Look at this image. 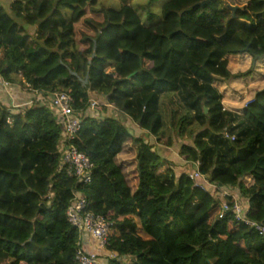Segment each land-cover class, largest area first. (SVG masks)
Returning a JSON list of instances; mask_svg holds the SVG:
<instances>
[{
    "label": "trees",
    "instance_id": "trees-1",
    "mask_svg": "<svg viewBox=\"0 0 264 264\" xmlns=\"http://www.w3.org/2000/svg\"><path fill=\"white\" fill-rule=\"evenodd\" d=\"M96 4L11 0L7 10L0 4V76L10 82L18 76L44 96L69 93L72 108L84 114L72 143L94 166L85 186L60 167L63 126L55 110L42 104L12 110L0 102V264H72L79 234L66 209L74 190L113 223L107 250L116 257L105 264H264V238L232 210L218 217L223 202H237L249 219L264 222V90L235 114L213 86L252 74L253 65L232 74L227 56L248 54L253 62L264 56V0H247L234 15L221 0H168L154 24H144L131 5ZM91 93L104 100L96 110L110 105L155 141L133 136L119 115L85 114ZM163 95L177 98L169 126L181 112L179 135L189 125L202 129L180 143L179 156L200 161L209 182L236 191L237 201L220 202L195 187L155 150V143H173ZM126 143L136 151L134 190L116 163Z\"/></svg>",
    "mask_w": 264,
    "mask_h": 264
},
{
    "label": "built area",
    "instance_id": "built-area-1",
    "mask_svg": "<svg viewBox=\"0 0 264 264\" xmlns=\"http://www.w3.org/2000/svg\"><path fill=\"white\" fill-rule=\"evenodd\" d=\"M252 101L253 98L247 101L244 108ZM72 102L73 99L69 93L57 92L51 94L50 104L63 126V134L58 146L60 167L65 168L67 174L74 177L78 184L85 186L91 182L94 166L88 157L79 152L72 143L80 129L84 115L83 112H77L72 108ZM96 105L97 102L90 99L87 110H93ZM87 110L85 114H87ZM224 137L234 140V136L230 137L227 132L224 134ZM193 164L195 169L188 172L187 176L194 182V186L206 191L211 190L214 192V195L218 194L220 188L216 184L210 183L207 176L200 172V161H196ZM248 182H250V178H248ZM222 195L223 197H228L227 193H223ZM88 205V200L80 191L74 190L72 192V198L66 209V216L70 225L76 228L79 234L72 264H101V261L106 262L107 259L116 257L114 252L107 250L113 223L89 210ZM229 210H232L236 221L253 229L264 238V222L249 219L244 214L243 207L237 202H234L232 207L228 203L223 202L218 217L222 218L224 213ZM85 238H88L93 246L91 251H86L82 247V241Z\"/></svg>",
    "mask_w": 264,
    "mask_h": 264
},
{
    "label": "crops",
    "instance_id": "crops-1",
    "mask_svg": "<svg viewBox=\"0 0 264 264\" xmlns=\"http://www.w3.org/2000/svg\"><path fill=\"white\" fill-rule=\"evenodd\" d=\"M10 2L11 0H4V1L0 0V4L5 8V10L8 9ZM227 61H228L229 71L232 74H236V73L245 72L246 70H248L251 67L250 64L252 63V58L248 54H243V55H236V56H227ZM261 66L262 65L260 63H258L255 66L256 69L254 71L255 73H253V76H247L243 78H233L228 82L220 80V79H216L214 81L213 86L221 93L223 97L222 105L225 110L235 113V114H241L245 103L251 100L257 91L264 90L263 86H257L261 83L254 82L255 81L254 74H260L262 73L261 71H263L264 73V67H261ZM247 91L252 92L250 95V98H247L245 95ZM99 98L100 100L102 99L101 97ZM161 99L163 102L162 104H164L165 100L167 101V105L168 103L175 104L176 102V97H172L171 102L170 100H168L169 99L168 96H165V95H163ZM50 100H51V95L44 96L39 92L30 90L27 87L23 86V84L20 83V77L18 76L12 82L5 81L0 76V102L6 108H9L12 110H19L21 108L31 107L34 104H42V105L49 106L54 111V108L50 104ZM102 105H104V107L106 108V111L99 112L95 108L93 110L89 109L87 110V115L94 116L97 118H101L102 116H105L107 113L108 115H112V116L119 115V118L123 119L124 124L129 129V131L132 133L133 136L142 137L143 139L147 141H150L151 139L155 141V139L151 138V136L146 131L140 129L136 123L132 122L127 117L125 118L121 114L115 113V111L110 105H106L103 103ZM54 113L56 114L55 111ZM201 130L202 129L200 128V130H198L197 132H200ZM127 146L131 147L132 144L126 143L124 145L123 151L116 158V163L122 166L123 173L125 174V176L127 175L126 173L130 174V176L134 180L133 185L136 188V185H137L136 161H135L136 151L134 147H132V150L127 151L126 150ZM178 147L179 145L177 146V148L176 146L172 148V147H167V146L155 143V150L159 153V155L162 158L170 162L171 164V165L169 164L170 168L173 170V172L176 175H179L181 173L187 174L188 172L193 171L195 169V166L193 163L187 162L179 156ZM128 154L131 156V158L129 159L125 158V156H127ZM131 162L133 165H131V170H129L128 166L129 164H131ZM167 168H168V165H163L162 168L160 169V173L164 174ZM223 193H227L228 197H233V199L237 201L238 195L236 191H231V190L229 191L226 189L223 190L220 188L218 194L214 196H216L217 199H219L220 202H222L224 198L226 199V197H223L222 195ZM242 204L244 205V208L247 209L246 203L243 202ZM82 247L86 251H91L93 248L88 238H85L82 241ZM101 264H105V261H101Z\"/></svg>",
    "mask_w": 264,
    "mask_h": 264
},
{
    "label": "rangeland",
    "instance_id": "rangeland-1",
    "mask_svg": "<svg viewBox=\"0 0 264 264\" xmlns=\"http://www.w3.org/2000/svg\"><path fill=\"white\" fill-rule=\"evenodd\" d=\"M167 2H168V0H125V1H123V0H97L96 6L99 9L105 10V9H118L122 4L131 5L136 10L137 14L139 15L141 21L144 24H154V23H157L158 21H160L162 19V8ZM221 2H222V5H221L222 7L223 6H231V7L242 8L245 6L247 0H221ZM258 63H260L262 65L261 67H264V59H259L255 62L252 61L250 66L253 65V71H252V74L250 76H253V73H255L254 72L256 69L255 66ZM261 72L262 73H260V74H254V78H255L254 82L255 83L259 82L261 84H259L257 86H263L264 87V77H263L264 73H263V71H261ZM251 93L252 92L247 91L245 93L246 97L250 98ZM90 96H91V100L97 102L96 107L99 105L101 100L104 102L103 98L100 100V98H99L100 96H98L96 94L91 93ZM176 100H177V98H176ZM175 104L173 106L167 105V101L165 100V102H164V104H162V106H163V110H164L166 135L167 136L169 135L172 142H173L172 143L173 145L171 144V146H176V148H177V146L180 145V143L182 144L183 142H189L191 140V134L194 132H197L198 130H200V128L196 124L189 125L187 127H184V130L179 135L178 134L177 120H178V117H180L179 114H181V112L177 113L178 117H175V119H172L174 121V125L169 126L170 121H171L169 118V114H170L169 111L171 109L173 111L174 110L179 111ZM96 107H95V109H96ZM129 146L126 147L127 151L132 150V147H134L133 145L131 147H129ZM125 158L129 159V158H131V156L128 154L127 156H125ZM132 162L128 166L129 170H131V165H133ZM126 174H127L126 178L129 177L127 179V182L129 184V186L131 187V189L134 190V188H135L133 185L134 180L130 176V174H128V173H126ZM245 183L248 185L249 182L247 179L245 180Z\"/></svg>",
    "mask_w": 264,
    "mask_h": 264
},
{
    "label": "water",
    "instance_id": "water-1",
    "mask_svg": "<svg viewBox=\"0 0 264 264\" xmlns=\"http://www.w3.org/2000/svg\"><path fill=\"white\" fill-rule=\"evenodd\" d=\"M204 3H207V1L206 2H202V3H200V5H203ZM230 9H232V11H233V15H234V12L236 11V9H237V7H231V6H228ZM264 58V56H261L260 57V59H263Z\"/></svg>",
    "mask_w": 264,
    "mask_h": 264
}]
</instances>
